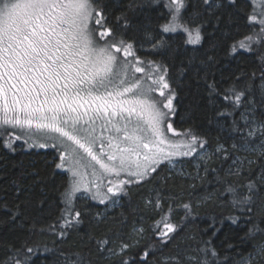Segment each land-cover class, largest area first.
<instances>
[{"label":"snow or ice","instance_id":"6c2138e0","mask_svg":"<svg viewBox=\"0 0 264 264\" xmlns=\"http://www.w3.org/2000/svg\"><path fill=\"white\" fill-rule=\"evenodd\" d=\"M161 2L128 0L124 10L113 16L109 0H0V140L12 151L16 150L14 142L20 139L25 144L31 140L29 147L53 149L54 168L67 175L58 216L39 227V222H34V231L63 240L80 229L85 216H90L96 227H107L102 234L87 235V243L107 264H149L150 257L151 264H219V253L211 240L193 248L181 238L183 221L193 215V203L166 196L163 185L169 177L160 181L156 177L165 163L175 166V157L198 156L205 165L213 156L231 159L224 144L208 154L204 151L209 144L206 136L193 128L177 132L173 127L180 77L190 73L192 79L203 80L209 96H219L228 106L216 113L220 117L233 116L243 106L250 88L220 90L214 79L209 83V70L217 63L215 56H207L199 65L189 61L173 77L167 63L137 55L142 45L125 38L132 26L129 13ZM228 3L234 6L236 0ZM249 3L252 8L247 22L258 30L228 45L227 55L264 45V0ZM188 7L189 0H163L167 17L158 25L161 35L158 38L150 31L144 33L154 52L171 47L164 38L169 33H183L186 45H202L211 35L204 31V25L209 20L218 24L221 16L217 13L225 5L222 0H199L195 19L192 13L184 15ZM210 46L217 48L221 42L213 41ZM260 79L264 81V72ZM261 91L264 94V86ZM169 132L179 139L169 138ZM230 133L238 137L231 145L233 152L249 153L253 159L237 156L232 160L226 176L239 177L246 172L247 178L243 183H227L224 192L230 195L231 206L252 225L246 235L264 234V229L252 222L254 208L264 203V113L257 116L254 107L246 109L240 121L233 119ZM43 179L33 181L31 186ZM223 179L217 175L218 183ZM148 184L153 187L145 189L143 209L159 218L147 229L134 224L129 235L125 234L127 217L123 213L109 218L107 211L92 213L87 205L78 206V200L83 199L105 209L123 207L121 201L129 197L132 186ZM17 191H23L22 186L18 185ZM207 199L210 197L200 202ZM178 210L184 211L180 222L174 220ZM16 216L13 212L11 219ZM138 218L142 225L144 212ZM228 219L236 223L240 217ZM214 225L215 221L209 225L213 235L219 231ZM146 232L151 233L147 237L151 243L142 245ZM140 248L141 252L131 254ZM166 248L170 251L165 252ZM37 250L27 245L13 249L4 264H34L32 256ZM255 254L264 259V246L255 249ZM59 256L60 264H94L90 255L79 251L61 250ZM244 264H253L251 254Z\"/></svg>","mask_w":264,"mask_h":264},{"label":"trees","instance_id":"16d2710c","mask_svg":"<svg viewBox=\"0 0 264 264\" xmlns=\"http://www.w3.org/2000/svg\"><path fill=\"white\" fill-rule=\"evenodd\" d=\"M127 3L128 0H109V10L113 16L118 15ZM222 3L225 7L217 13L221 16L220 22L217 24L215 20H209L204 25V31L211 35L206 36L202 45H186L183 42L184 34L177 32L164 34V38L171 47L159 52L151 49L150 44L145 40L144 33L147 30L158 38L161 35L158 25L166 22L167 17L163 2L130 12L132 26L127 30L125 38L135 39L138 45H142L137 53L141 58L167 63L173 77L177 76L178 69L188 66L189 61L199 65L200 60L207 56H215L217 63L209 70V83L214 79L220 90L233 86L239 90L246 85L250 88L243 106L237 109L233 116L220 117L216 113L228 107L221 98L216 95L209 96L207 84L203 80L192 79L190 73L180 77L182 86L178 89L180 98L177 103V113L173 117V127L179 132L193 128L198 134L206 136L209 144L205 150L208 154L213 153L219 144H224L231 153V159L225 160L222 157L213 156L205 165V162L200 159L194 161L191 156L183 157L181 160L185 168L184 173L170 170L165 163L159 170L156 181L169 177L163 185L166 189L165 195L178 197V202L193 203V215L183 221L184 230L181 233V238L193 248L211 240L219 253V264H244L250 254L253 264H264V259L255 254V249L264 246V234L246 235L252 225L247 223L246 218L231 206L230 195L224 192L227 183H243L247 178L246 172H242L239 177L226 176L232 160L237 156L253 159L249 153L239 150L233 152L231 145L238 141V137L230 133V126L233 119L240 121L241 113L250 107L255 108L257 116L264 113V94L261 91L264 81L260 79L261 72H264V60L261 59L264 56V45H253V51L241 49L235 55H227L228 45L252 33L257 26H249L247 22V14L252 8L249 0H236L234 6L230 5L228 0H222ZM198 7L199 0H189V7L184 15L192 13L195 19ZM162 12L163 16L160 15ZM213 41H220L221 46L212 48L210 45ZM253 73L256 74L255 77ZM210 120L211 123H209ZM18 143L14 142L13 147L16 150L12 151L3 147V141L0 140V264H4L5 260L12 255L13 249L24 245L38 249L32 256L34 264H60L61 250L79 251L85 256L90 255L94 264H107L106 260L96 256L95 248L87 243L89 232L99 235L107 231V227L104 225L96 227L90 216H85L84 224L80 229L71 232L63 240L50 233L33 230L34 222L38 221L37 227H39L51 223L58 216L59 197L64 190L67 175L54 168L53 149L26 147L24 143L20 142V145ZM247 167L245 162L244 168L247 169ZM36 173H39V176ZM217 175L224 178L222 182H217ZM41 177L44 178L43 182L32 187L33 181H38ZM18 185L22 186L23 191H17ZM151 187L153 184L132 186L129 197L121 201L123 207L105 210L103 205L83 199L78 200V206L87 205L92 213L107 211L109 218L119 217L123 213L127 217L125 234L129 235L134 224L136 227L147 229L159 218V215L153 211L143 209L142 198L147 194L145 189ZM205 197L210 199L200 202ZM197 202H200L198 207H196ZM164 208L167 209V204ZM13 212L17 213L14 221L11 219ZM141 212H144L142 225L138 218ZM183 216L184 211L178 210L174 213V220L180 222ZM230 216L240 217V219L233 223L231 219H228ZM213 221H215L214 227L219 229L215 235H213V228L209 227ZM221 221H223L222 224ZM252 222L264 229V203L254 208ZM108 226H112L111 223ZM205 229H207L206 232ZM150 235V232H146V238L141 241L142 245L151 243L147 239ZM188 237H194V239H188ZM45 248L49 251H45ZM142 250V248L133 249L131 254L136 255ZM168 251L170 248L165 249V252ZM151 261L150 257L149 264Z\"/></svg>","mask_w":264,"mask_h":264},{"label":"rangeland","instance_id":"374dc122","mask_svg":"<svg viewBox=\"0 0 264 264\" xmlns=\"http://www.w3.org/2000/svg\"><path fill=\"white\" fill-rule=\"evenodd\" d=\"M162 2H163V0H162ZM256 30H258V26H257V29ZM143 47H145V46H143ZM139 75V74H138ZM177 131V130H176ZM177 132H179V131H177ZM167 135L169 136V138H173V139H179V137H176L175 136V134L174 133H172V132H169V133H167ZM17 142H19L18 144L20 145V142H22V143H24L25 144V142H24V139H20V140H16ZM15 141V142H16ZM41 143L43 142V141H40ZM30 144H32V141L31 140H29L28 141V144H25L26 145V147H29L28 145H30ZM38 148V147H37ZM47 149H49V148H47ZM205 152H206V150H204ZM195 155V154H194ZM183 157H175V158H173V164L175 165L174 167L172 166V165H168V168L170 169V170H172V171H174V172H176V173H184L185 172V168L183 167V163H182V159ZM194 159V161L195 160H198V159H200L198 156L197 157H195V158H193ZM109 209H111V208H108V209H105V210H109Z\"/></svg>","mask_w":264,"mask_h":264}]
</instances>
